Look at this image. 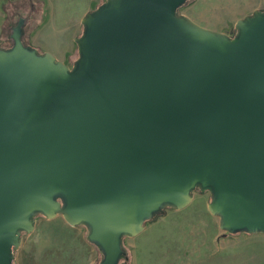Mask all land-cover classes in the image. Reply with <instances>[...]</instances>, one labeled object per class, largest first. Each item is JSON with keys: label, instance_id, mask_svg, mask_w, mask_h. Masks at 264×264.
<instances>
[{"label": "water", "instance_id": "95a60500", "mask_svg": "<svg viewBox=\"0 0 264 264\" xmlns=\"http://www.w3.org/2000/svg\"><path fill=\"white\" fill-rule=\"evenodd\" d=\"M186 1L108 0L74 69L25 45L23 18L0 46V264L35 212L88 223L118 264L124 234L199 185L223 228L264 232V13L232 38Z\"/></svg>", "mask_w": 264, "mask_h": 264}, {"label": "rangeland", "instance_id": "374dc122", "mask_svg": "<svg viewBox=\"0 0 264 264\" xmlns=\"http://www.w3.org/2000/svg\"><path fill=\"white\" fill-rule=\"evenodd\" d=\"M108 0H0V46L14 45L13 30L23 18L21 37L39 54L52 52L74 69L81 55L84 17ZM264 13V0H187L177 13L235 38L237 21ZM184 208L164 204L137 235L125 234V254L118 264H264V232H231L209 209L214 194L201 185ZM34 228L21 230L12 250L13 264H100L102 247L89 238L86 222L70 224L35 212Z\"/></svg>", "mask_w": 264, "mask_h": 264}, {"label": "trees", "instance_id": "16d2710c", "mask_svg": "<svg viewBox=\"0 0 264 264\" xmlns=\"http://www.w3.org/2000/svg\"><path fill=\"white\" fill-rule=\"evenodd\" d=\"M168 204H170V203H168ZM153 214H154V213H153ZM149 218H151V217H149ZM149 218H147V219H149ZM147 219H146V220H147ZM146 220H145V221H146ZM124 235H125V234H124ZM124 235H123V236H124ZM123 249H124V247H123ZM124 250H125V249H124Z\"/></svg>", "mask_w": 264, "mask_h": 264}]
</instances>
